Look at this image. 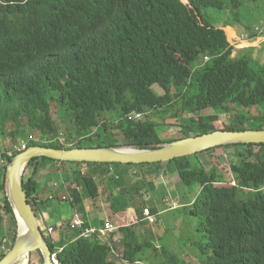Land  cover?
<instances>
[{"label": "trees", "instance_id": "1", "mask_svg": "<svg viewBox=\"0 0 264 264\" xmlns=\"http://www.w3.org/2000/svg\"><path fill=\"white\" fill-rule=\"evenodd\" d=\"M256 3L0 0V136L9 138L12 147L33 138L28 149H147L216 131L264 130V113L252 121L239 113L264 108V46L233 56L227 31L233 17L241 23L242 13ZM246 28L252 39L261 37ZM206 56L211 61L196 67ZM134 112L147 115L136 120L130 117ZM185 115L191 117L185 120ZM165 125L180 128L183 137L165 140L159 133ZM227 147L237 149L240 160L230 167V179L217 166L204 167L201 154L142 165L36 159L26 170L24 192L38 218L41 166L50 164L64 178L62 187L51 191L54 204L66 199L84 220L83 230L88 217L102 208V197L109 202L121 252L96 240L78 239L74 246L61 238L53 242L39 223L59 264H138L142 250L150 247L140 239L139 228L148 224L143 213L159 212L168 189L164 180L173 168L176 183L192 198L185 203L176 198L178 210L199 221V250L206 264H264V144L202 154ZM14 158L0 169V246L9 239L0 261L18 234L5 193ZM60 230L70 232L69 224ZM168 261L180 264L174 257ZM38 262L41 255L31 254L29 264Z\"/></svg>", "mask_w": 264, "mask_h": 264}, {"label": "rangeland", "instance_id": "2", "mask_svg": "<svg viewBox=\"0 0 264 264\" xmlns=\"http://www.w3.org/2000/svg\"><path fill=\"white\" fill-rule=\"evenodd\" d=\"M209 13H212L211 17L214 20H218V15L216 13ZM226 15L227 14L223 15L222 18L219 19L220 22L217 21L219 25L216 26H220L222 24ZM242 16L243 17L241 18V23L235 21L234 17L232 16V24L234 26L227 28V31L230 33L231 36V45L234 47L233 56H238L240 52L244 50H248L251 48L260 49L264 46V0H259V3L247 7L246 12L242 13ZM246 27H251V29L254 32H257L258 35L261 37L259 39H252L248 42H242V36H251V31H248ZM235 37H237V39L235 41H232ZM239 113L240 115H245L247 119H250L252 121L256 120L257 116H260L264 113V108L252 109L250 113H247L245 110L240 109ZM190 117L191 115H185L184 119L188 120ZM158 122L162 123L163 120H159ZM159 133L161 134V136H163L165 140H167V138L179 139L183 137L180 128L171 127L167 125L159 129ZM61 142L64 143L63 138H61ZM73 143L75 144L76 141H74ZM12 146L13 144L9 140V138L6 139L5 137L0 136V152H5ZM200 161L207 169H210L213 166H217L227 179L231 178L230 167L239 164L240 162L239 157L237 155V149L232 147L218 149L210 153L201 154ZM42 169L45 171L44 167ZM176 178L177 174L172 168V174H169V177H165L164 180L169 193L167 194V192H165L164 196L161 197H164L162 199V202L157 205L159 212L154 215L155 222L153 224H145L142 226L140 239L150 245V247L144 248L142 250V264H169V261L167 262V258L172 257L178 259L180 261V264H206V256L202 255L201 251L199 250V246L202 244L201 235L199 232H197L199 228V221L189 218L184 214L182 210H178V208L175 210H169L170 202L177 203L176 198H178L182 203L190 202L192 200V198L185 193L183 187L181 185L178 186V183H176ZM44 179H46L47 182L52 181L54 184L59 182L58 188H60V186L62 187V185L64 184V178L61 171L59 174L56 175L54 174V172L52 175H50V171H47L46 177H44ZM172 192H174L175 195H173ZM174 196L176 197L174 198ZM108 203L109 202H107L106 199L102 197V207L104 206L103 204H105L108 209ZM49 204H51L52 207L57 206L55 207V212L58 214L61 212V210H65L63 212V216H61L62 219L70 218L69 212L71 211L69 209V206H58L52 203ZM107 212H109V217L107 221L106 219L102 220L105 224L106 222L114 224L112 213L110 212V210H108ZM93 213V215L91 214V219L90 217H88V222L94 221L96 213L95 211ZM40 225L45 237L48 240H51L52 238L48 235L45 226L41 223ZM52 237L53 242H56L59 239L57 234ZM8 241L9 239L7 238L6 242H3L5 246L2 244V246H0V251H4L5 247L6 249H8ZM74 245L75 243L73 242V244L69 246ZM36 264L41 263L38 262Z\"/></svg>", "mask_w": 264, "mask_h": 264}, {"label": "water", "instance_id": "3", "mask_svg": "<svg viewBox=\"0 0 264 264\" xmlns=\"http://www.w3.org/2000/svg\"><path fill=\"white\" fill-rule=\"evenodd\" d=\"M253 144H264V130L216 131L152 145L147 149L123 146L56 150L35 147L19 153L8 165L5 179V193L17 219L18 234L12 250L0 261V264H21L25 259L29 264L33 253L41 255V264H59L56 258L52 259V253L42 234L38 218L24 192L26 170L36 159L65 164H159L202 154L218 147Z\"/></svg>", "mask_w": 264, "mask_h": 264}, {"label": "crops", "instance_id": "4", "mask_svg": "<svg viewBox=\"0 0 264 264\" xmlns=\"http://www.w3.org/2000/svg\"><path fill=\"white\" fill-rule=\"evenodd\" d=\"M0 153H2V152H0ZM43 167L45 168V171H48V170L50 171V175H52V173L57 170V166H55V165H50V164L46 165L45 164L44 166H41V169ZM44 177H46V173L42 172V174L39 176V183H40L39 184V188H38L39 198L37 200L38 210H39L38 211L39 223H41L42 225L45 226L46 231H48L49 229L53 228L54 229V234L52 236L57 234L58 237L63 239L65 243H68V242L71 243V242L74 241L73 240L74 239L73 238L74 235L71 232H67V230H60V228H61L62 225L70 224V221L72 220L73 216L77 215V213L71 208V205L68 202L62 203V204H60L61 206L67 205V206H69V209L71 211V212H69L70 213V218H68V219L63 218L62 219L61 216H63V212L65 210L64 211L61 210V212L58 214V213L55 212L56 211L55 207H57V206L52 207L51 204L46 203V201L48 199H50V197L53 196V194L50 193L51 190H53L55 188V185H58L59 182H57L55 184L52 181H48L47 182V180L44 179ZM168 193H169V191L167 189V194ZM50 203L54 204V202H50ZM54 205L60 206L59 204H54ZM103 205L104 206L98 212H95L96 213V217H94V221L93 222L89 221L88 228H97L98 226H100V221H103L102 219H106V221H107V219L109 217V212H107L109 210V205L107 204L108 205V209H107L105 204H103ZM93 214L94 213H92V215ZM92 215L89 216L90 219H91ZM113 225L118 227V225H117V223H115V221H114ZM139 230H142V227H140ZM52 239H53V237H52ZM120 240H121L120 234L118 233V231H116L115 234L110 235L107 238L103 239L102 243L103 244L104 243H109V245L116 252L117 251L121 252L122 251V246H121Z\"/></svg>", "mask_w": 264, "mask_h": 264}, {"label": "built area", "instance_id": "5", "mask_svg": "<svg viewBox=\"0 0 264 264\" xmlns=\"http://www.w3.org/2000/svg\"><path fill=\"white\" fill-rule=\"evenodd\" d=\"M243 40L242 42H248L251 41L252 38H250L248 35L242 36ZM237 37H235L232 41H235ZM210 56H206L203 58L199 64L197 63L196 67L200 68L203 65L209 63L211 61ZM147 114L145 113H137L134 112L133 114L130 115L131 118H134L136 120H143ZM33 138H30L29 141L27 142H22L21 145L14 146L10 149H8L5 152L0 153V169L8 162L9 159L14 158L15 154L17 153H24L28 150L30 142H33ZM64 144L63 142H61ZM59 185H55V188H58ZM51 202L55 201V198L52 196L49 199ZM67 202L66 199L63 200V203ZM169 210H175L178 208V205L176 202H170L169 204ZM143 221L147 222L148 224H153L155 222V217L153 215H150L147 211L143 213ZM85 226L84 220L79 216L75 215L73 216L72 220L70 221L69 224V230L70 232L74 235V241L78 239H83V240H96L98 242H103V239L107 238L109 235L115 233L118 231V227L107 223L104 224V226L97 227V228H87L83 230V227ZM49 236H52L54 234V229L51 228L47 231ZM56 258L55 255H52V259ZM124 263V262H123ZM141 264V263H138Z\"/></svg>", "mask_w": 264, "mask_h": 264}, {"label": "bare ground", "instance_id": "6", "mask_svg": "<svg viewBox=\"0 0 264 264\" xmlns=\"http://www.w3.org/2000/svg\"><path fill=\"white\" fill-rule=\"evenodd\" d=\"M21 264H27V260L25 259Z\"/></svg>", "mask_w": 264, "mask_h": 264}]
</instances>
